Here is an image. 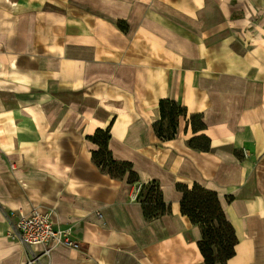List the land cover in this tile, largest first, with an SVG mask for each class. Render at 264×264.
Instances as JSON below:
<instances>
[{
  "label": "crops",
  "instance_id": "0c3cea01",
  "mask_svg": "<svg viewBox=\"0 0 264 264\" xmlns=\"http://www.w3.org/2000/svg\"><path fill=\"white\" fill-rule=\"evenodd\" d=\"M161 98L206 128L180 116L161 140ZM111 122L138 182L92 159ZM201 134L208 151L188 143ZM153 179L171 211L146 219ZM178 182L217 192L238 238L225 264H264V0H0V264L24 263L8 235L33 208L80 246L47 264H205Z\"/></svg>",
  "mask_w": 264,
  "mask_h": 264
},
{
  "label": "trees",
  "instance_id": "16d2710c",
  "mask_svg": "<svg viewBox=\"0 0 264 264\" xmlns=\"http://www.w3.org/2000/svg\"><path fill=\"white\" fill-rule=\"evenodd\" d=\"M160 119L153 124L157 136L161 140L172 139L176 136L179 117L189 116V121L194 132L204 130L206 124L201 113H188L186 106L179 104L170 98L159 100ZM98 128L88 139L99 145L98 150L92 151L94 163L104 172L114 178H123L128 173V182L139 181V176L133 170L129 161L115 160L108 149V141L111 138L110 127ZM191 147L208 151L211 140L205 135L191 137L188 141ZM159 146V145H156ZM178 190L183 192L180 202V212L187 216L193 224L200 228L201 238L197 241L199 250L205 264H225L235 255V246L238 242L236 231L232 223L227 219L220 204L216 191L205 188L197 182L191 185L178 182ZM141 203L144 217L153 219L171 211L170 204L164 202L156 179L141 185L138 197ZM232 197L229 196L228 200Z\"/></svg>",
  "mask_w": 264,
  "mask_h": 264
},
{
  "label": "built area",
  "instance_id": "2783aa9c",
  "mask_svg": "<svg viewBox=\"0 0 264 264\" xmlns=\"http://www.w3.org/2000/svg\"><path fill=\"white\" fill-rule=\"evenodd\" d=\"M8 236L16 238L26 250L23 264H47L44 259L50 257L53 247L58 244L72 249L80 247L68 231L56 226L50 212L38 208L27 213L19 212Z\"/></svg>",
  "mask_w": 264,
  "mask_h": 264
}]
</instances>
